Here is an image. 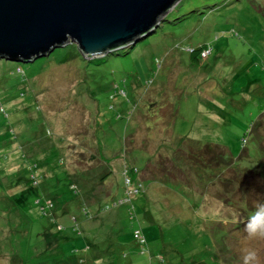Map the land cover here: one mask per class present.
Returning a JSON list of instances; mask_svg holds the SVG:
<instances>
[{
    "label": "rangeland",
    "instance_id": "obj_1",
    "mask_svg": "<svg viewBox=\"0 0 264 264\" xmlns=\"http://www.w3.org/2000/svg\"><path fill=\"white\" fill-rule=\"evenodd\" d=\"M263 110L264 0H177L153 32L100 56L67 42L0 57V264H243L245 248L264 264V239L244 231L264 180L230 188V204L156 156L173 157L181 136L235 157L254 131L263 148L264 118L250 131Z\"/></svg>",
    "mask_w": 264,
    "mask_h": 264
},
{
    "label": "water",
    "instance_id": "obj_2",
    "mask_svg": "<svg viewBox=\"0 0 264 264\" xmlns=\"http://www.w3.org/2000/svg\"><path fill=\"white\" fill-rule=\"evenodd\" d=\"M177 0H0V57L31 61L67 42L87 58L130 47Z\"/></svg>",
    "mask_w": 264,
    "mask_h": 264
},
{
    "label": "trees",
    "instance_id": "obj_3",
    "mask_svg": "<svg viewBox=\"0 0 264 264\" xmlns=\"http://www.w3.org/2000/svg\"><path fill=\"white\" fill-rule=\"evenodd\" d=\"M206 48L208 47H206L205 44H200L198 46L190 48L188 50L189 58L193 61H198L199 53ZM262 113H264V110L262 111ZM260 118L263 119L264 115L261 114L258 120H256V122L252 124L250 131H253L254 128L261 126ZM244 137L246 138V136L240 138L241 148L239 153L237 154V156L233 157L227 150V148L223 145L199 143L196 140H187V137L181 136L179 138V141L176 143V148L178 149L173 152V157L171 156L170 158H167L166 155L157 154V161L160 158H164L167 160L171 159L169 160L170 162L172 161L171 165L177 166V174L174 173L171 169L168 170V168L166 172H169L173 176L177 175V179L181 177V180L184 181L187 185L190 183V181H192L193 177L196 178L198 184H194L192 187H196L199 192H204L203 189L206 188H208L209 191H214L213 189H215V191L220 192V194L217 195L219 198L223 197L221 195V192H225L227 193L229 199V201L227 202H230L231 204L233 202L231 198L232 196L230 195L232 190H234L236 194H244L247 190L248 184L250 183V178H261L264 180V147L262 148L261 142H259L260 134L253 131L251 140L253 148H251L250 150H248V148L246 147L247 138L245 140ZM183 141H187V144L184 147L186 149L185 151L182 149L179 150L178 147L180 146L179 144L183 143ZM258 146L260 148H257ZM209 148L213 149L210 151V153H206ZM255 153L256 156H254ZM247 156L251 157L250 159H252L251 161L254 163L253 165L241 163L242 158L247 159ZM236 159L241 160L235 161ZM157 166L146 165L142 168V172L144 170H147L148 176L152 177L154 171H165L166 169V167H162L164 169H161ZM131 167L132 165L130 166V168ZM131 171L132 170L130 169V172ZM152 171L153 173L151 174ZM137 172H141V170L137 169ZM103 175L104 174H102V176ZM102 176H99V180L103 178ZM70 187L74 188L75 186L70 185ZM230 188H232V190L228 193ZM259 191L260 199L258 202H264V186ZM82 192V195L85 196L84 188L82 189ZM249 201H246V204L243 205L246 207ZM247 208L248 210L255 209L253 207Z\"/></svg>",
    "mask_w": 264,
    "mask_h": 264
},
{
    "label": "clouds",
    "instance_id": "obj_4",
    "mask_svg": "<svg viewBox=\"0 0 264 264\" xmlns=\"http://www.w3.org/2000/svg\"><path fill=\"white\" fill-rule=\"evenodd\" d=\"M244 231L249 240L264 239V202H257L255 210L244 221ZM242 261L243 264H259L257 250L245 248Z\"/></svg>",
    "mask_w": 264,
    "mask_h": 264
},
{
    "label": "built area",
    "instance_id": "obj_5",
    "mask_svg": "<svg viewBox=\"0 0 264 264\" xmlns=\"http://www.w3.org/2000/svg\"><path fill=\"white\" fill-rule=\"evenodd\" d=\"M205 50H207V49L202 50L200 53L201 54L204 53ZM122 169H123L122 173L124 175V183H125V185H128V187H129L128 191L133 190L136 192V190H137V192H138L139 187L141 186V182L132 178V175H134V173L137 172V169L134 166H132L130 168V165H127V166L123 167ZM130 169L132 170L131 172H130ZM126 193L127 192L125 191V194ZM121 199H123V198H121ZM133 232H134V236L136 237L138 242H140V243L144 242L143 238L140 236V232L138 229H134Z\"/></svg>",
    "mask_w": 264,
    "mask_h": 264
},
{
    "label": "crops",
    "instance_id": "obj_6",
    "mask_svg": "<svg viewBox=\"0 0 264 264\" xmlns=\"http://www.w3.org/2000/svg\"><path fill=\"white\" fill-rule=\"evenodd\" d=\"M104 173H105V172H104ZM104 173H103V174H104ZM101 176H102V175H101Z\"/></svg>",
    "mask_w": 264,
    "mask_h": 264
}]
</instances>
